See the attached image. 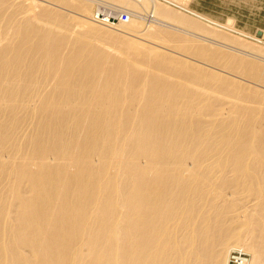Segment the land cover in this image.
<instances>
[{
	"label": "bare ground",
	"instance_id": "obj_1",
	"mask_svg": "<svg viewBox=\"0 0 264 264\" xmlns=\"http://www.w3.org/2000/svg\"><path fill=\"white\" fill-rule=\"evenodd\" d=\"M55 1L73 15L36 1L0 4V264H229L232 245L246 247L250 264H264L261 90L133 39L139 33L178 47V35L147 24L143 36L134 17L107 25L90 3ZM147 1L156 20L195 22ZM28 10L33 15L24 16ZM191 47L187 56L212 60L217 70L263 78L242 58L234 64L228 54ZM223 90L230 96L218 103ZM169 120L204 128L206 141H184L187 132L180 140L181 132H167ZM227 130L241 141H213ZM222 197L234 210L243 198L255 205L227 217L232 205L220 206ZM233 259L243 263L242 255Z\"/></svg>",
	"mask_w": 264,
	"mask_h": 264
},
{
	"label": "rangeland",
	"instance_id": "obj_2",
	"mask_svg": "<svg viewBox=\"0 0 264 264\" xmlns=\"http://www.w3.org/2000/svg\"><path fill=\"white\" fill-rule=\"evenodd\" d=\"M35 1L39 5L44 6L43 4H45L47 7L49 6V8H53L54 7V9L60 10V11H62L64 13H68V15H69V13H71L70 15H73V12L68 11L69 9L65 10L64 7H60L61 5H59V3L56 4L57 3L56 1H55V4L57 6L53 5L54 4L53 3L54 0H0V4L6 5V8L15 9V8H21L22 6H25V7L29 6L33 2L35 4L36 3ZM78 1H81V2H84V3L87 2L86 4L90 3L89 6H91V13H92V11L94 13L95 8L97 7V4L105 3V2H103L105 0H100L101 3L97 2V0H78ZM107 1H109L110 3L115 4V5L118 3L116 5L117 9H119V7H123L125 10L128 8L129 10L131 9V11H134V12L138 11L136 13L133 12L136 16L130 15V14H129V16L134 17L135 20L138 19L137 21L141 22L143 27L142 26L140 27V29H141L140 33L143 34V36H145L144 35L145 34V30L144 29H145L146 25L147 24H151V26H156V27H152V28H157V27L161 28L160 30H165V32L168 31V32H171V34L173 33L174 35H178V36L181 37V40L184 39L183 43H182V41H181V43H179V45L181 46L180 47L181 50L179 49V45L177 47V43L175 44V43L171 42V45H172V47H171V45L168 44L170 42H168L167 44L166 43H158V41L157 42L156 41L153 42V40L151 41V40L147 39L146 37L138 36L139 33H137L138 35H136V38H133L137 43H139V44H146L147 43L150 46L154 45L155 47H157L159 49H162V50H166L168 48L166 50V51H168L167 54L168 53H170V54L172 53L171 56L172 55H173V57H174V55L176 57L178 56L179 59L178 58H176V59L180 60L182 58L183 59V60L181 59L182 61H184V59L186 58V62L189 61V62H187L189 64L193 61L192 62L193 66L194 65L195 66H198V65L200 66V64L204 61L203 63H205V64H201V65L203 67H207L206 69H208L209 71L210 70H214L217 74L218 73L223 74L225 72L223 74L224 76H228V78H230V79L232 78L233 81L236 79L235 81L236 82L238 81L239 83H242V82L245 83L246 82L245 84L247 86H250L251 89L255 88L256 90L258 89V91L261 90L259 93L264 94V90H263L264 89V76H263L264 75V0H262V1H259V0H193V1L192 0H179V1L178 0H176V1L175 0H155V1H157V5L160 6V7H158V9L160 8L159 10L162 9L161 11H165V12L167 11V15L168 16H169V14L171 12V13H173L172 14L173 17L175 19H177V20H179V18H177V14H179L180 16H178V17H180V18L183 17V20L195 21L194 22L195 24L194 23L191 24L192 25L191 27L187 26L185 24L184 25L183 24L177 25L178 23L175 24L174 22H171L169 20H164L163 21L164 18L162 17V19H161V17L159 18V16H158V18L156 20V18L153 17L152 8L150 7L151 5H150L149 1H147V0H136V1L140 2L141 5L138 4V3L136 4L134 2H132V3L130 2L129 4H127V2L126 3L125 2L122 3V2H120V0H117V1L116 0L115 1L114 0H107ZM152 1H154V0H152ZM51 3H53V4H51ZM105 4L107 6H110V4H108V3H105ZM105 4H102V5H105ZM126 4L128 6H126ZM222 4H224L226 6L222 7L221 6ZM118 5H120V6H118ZM137 5H139V6H137ZM142 7H144L145 9L142 8ZM235 7L237 8V10L235 9ZM120 9L124 10L122 8H120ZM132 9H134V10H132ZM159 10H157V11L159 12ZM165 12H164V14H165ZM255 12H256V14H255ZM25 13L26 14H24V16L25 15L26 16H31V14L33 15V12H30V10H28V13L27 12H25ZM160 13H163V12H160ZM201 13H203V14H201ZM208 13H215V14L219 13V15L220 14H222V15L217 17V16H210V15H208ZM172 15L169 16V17H172ZM206 15H207V18H206ZM138 16H141L143 18H141V17L138 18ZM185 16H187V18ZM200 18H202V19H200ZM158 19H160V21H158ZM213 20H215L217 23L220 22V24H216V22L213 21ZM165 21H167V24L169 22L174 24V26L171 25L170 23L168 25L165 24L166 23ZM191 21H190V23H192ZM225 21L227 22V24H225ZM209 22H211V23H209ZM212 22H213V24H212ZM157 23H159V24H157ZM221 23H223V24H221ZM248 23L252 24L250 26V28L247 29V28H244L242 26V25H245V24H248ZM215 24L218 25V26L221 25V27H218ZM175 25H177V26H175ZM196 25H198V26L196 27ZM193 28H195V29H193ZM142 30H143V32H142ZM213 30H214V32H213ZM204 31L207 32V33H205ZM212 34H214V35H212ZM116 35L119 36V37H122L121 34H116ZM178 36H177V38H178ZM202 39H204V40H202ZM142 40L143 41L145 40V41L143 42ZM212 40H213V42H212ZM160 44L162 46H160ZM186 44H189V45H186ZM194 44H196V45H194ZM200 45L204 46L205 50ZM206 45L209 46L210 49H208L209 47L206 48ZM182 46H183V48H182ZM189 46H193V47H191L192 49L193 48H197V46L202 48V50H198L199 48H197L196 51L197 52H200V51L202 52L203 51L204 54H206L204 51H208V50L210 51L211 50V52H212V50H214V49L216 51H218V52L224 53L225 55L228 54L229 56H228L227 59L230 58L229 59L230 61L232 59L234 61V62L232 61L234 64H235V61H237V59L240 60L239 61L240 63L244 62L243 60L239 59V58H242L245 61H248L247 62L248 64L247 63L246 64L249 65V66L251 65L250 67H253L254 65H255L254 67H259L261 73L259 72L257 78H259L260 76L263 77V78L261 80H259V81H257V80L255 81V79L250 78L252 74L251 75L249 74L250 75L249 77L246 76L247 72L245 73V76H243V75L240 76L236 72H234V74H233V70H231L232 73H231L230 70L229 71L227 70L228 73L225 70L222 71L223 69L221 70L220 68H219L220 70L219 69L217 70L216 68H214V66L216 67L217 65H214V63H213L214 66L210 65V62L212 60L211 61H208V60L206 61V59H201V58L199 59V56L195 57L194 54L189 52V51H188V54L190 53L189 55H193V57H195L196 59H199V60H196L192 56H191L192 58L190 56H187V53H186L187 49L186 48L189 47ZM194 46H196V47H194ZM115 47H116V45L114 43H112L111 44V48H107L105 50V52H104V55L106 56L107 51L112 55L113 52H114ZM173 49H175V51H177V52L172 51ZM184 49H186V50L183 51ZM192 49H188V50H192ZM178 50H179V53H181V54L178 53ZM192 51L194 52L195 49H193ZM200 53H198V54H200ZM207 53H208V55H210L209 52H207ZM168 56H170V55H168ZM236 57H237V59L235 60ZM199 62H200V64H199ZM207 62H209L208 65L206 64ZM249 62L252 63V64H249ZM237 63L238 62H236V64ZM196 64H198V65H196ZM202 66H200V67H202ZM210 67H212V68H210ZM246 70H248V69H246ZM214 71H212V72H214ZM241 77L242 78H246V79H242ZM158 80H159V78L155 79L154 82H158ZM214 83H217V82L214 81ZM202 86H203V91L205 93L208 92V89L210 88V87H207L208 84L202 83ZM154 88L157 89L158 88V84H156L154 86ZM195 91L199 93V87H197L195 89ZM229 96H230V92L227 91V90H223V92H222L220 98L217 100V102L218 103H223V102H225L228 99ZM199 100L200 101H208L202 95V92L199 94ZM189 117L192 118L191 116H189ZM167 122H168V125H167V128H166L167 132L170 133L171 132L170 130H175V133H180L181 132L180 134H177V138H179L180 140L183 139V137L185 136V133L187 132L188 136H189V139L188 140H184V141H200V142L206 141L205 136L207 134V131H205L204 128H200L199 129V126L198 127L189 128L190 124H188V123H182L179 127L178 126L169 127L170 125H173V123L170 122V120L167 121ZM236 122H239V121H236ZM195 131H197V132H195ZM218 132H222V130H219ZM175 133L170 137V139H172L173 141H177L175 139ZM225 133H230V135L229 134H225L223 137H221L219 139H214L213 141H241V139L237 138V134L233 130H227ZM241 133H242V131H241ZM218 134H221V133H218ZM249 141H254V140H249ZM185 145L187 146V144H185ZM188 147L190 148V146H188ZM201 150L203 152L206 151L205 148H201ZM188 164H190V163H188ZM214 173H216V171L212 173L213 176L211 175V177L213 179H214V177H216L215 179H217L218 175L215 176ZM230 177H231V175H230ZM232 191H233L232 189H231V191H230V189L226 190L225 193H227V195L228 194H230V195H228L226 197L224 196V197L225 198L230 197L232 194L229 193V192H232ZM224 197H222V198H224ZM222 198H220V200H219V201H221L219 203L220 206H228V205L231 204V202H227L226 201L228 199L225 200V198H224L225 201H223ZM229 199L232 200V198H229ZM243 199H245V198H243ZM243 199H242V202H244ZM228 201H230V200H228ZM242 202H241V204H240V202L237 203L241 207L236 205L237 206L236 207L237 210L235 209L236 211L233 209V207H234V205L236 203L234 205L231 204L232 208L230 209V213L227 214L226 216L227 217H228V215H229V217L237 216L238 215L236 213L237 211L240 210V212H241V209L253 207L254 200L250 199V198H248V199L246 198L245 202L243 203V205H242ZM205 204H204V206L201 204V207L203 206V207H205L207 209V207H208L207 205L208 204L207 203H205ZM254 205H255V203H254ZM238 208H241V209H238ZM206 209L203 208V209H201V211L203 210L205 212ZM232 210H234V211H232ZM203 211L201 212L202 214H203ZM240 212H238V213H240ZM229 221H234V218H232ZM195 222H196L195 226H197V227L194 226V228H198L199 218ZM235 229H236L237 232L236 231L232 232L233 235H235L234 233L237 234L239 232V230H241L240 228H237V227ZM239 234H240V232H239ZM243 236H244V234L242 235V237ZM243 240L245 241L246 239L243 238ZM232 247H234V248H232ZM235 248H236V250H235ZM237 248L238 247H235L234 245L230 246V250H231L232 254L230 256L231 257V261H230L229 264H233L232 263V261H233L232 259L234 258V257H232L233 252H236V253L240 252V254L243 256V263L242 264H250V260H251V257H252L250 255L251 253L250 252L246 253V250H247L246 247H245V249L244 248L243 249L242 248L241 249L240 248L237 249ZM232 249H233V251H232ZM241 251H243V252H241ZM245 254H248L247 256L250 257V258H248ZM244 256H246V259H245Z\"/></svg>",
	"mask_w": 264,
	"mask_h": 264
},
{
	"label": "built area",
	"instance_id": "obj_3",
	"mask_svg": "<svg viewBox=\"0 0 264 264\" xmlns=\"http://www.w3.org/2000/svg\"><path fill=\"white\" fill-rule=\"evenodd\" d=\"M98 8L94 13V18L102 23H107V25H115L118 21H125L128 19L129 14L125 10L117 9L115 6L109 7L107 5L97 4ZM241 257L240 252H233L232 257ZM236 262V259H232ZM239 263V262H238Z\"/></svg>",
	"mask_w": 264,
	"mask_h": 264
}]
</instances>
